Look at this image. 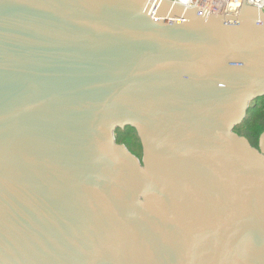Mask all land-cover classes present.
I'll list each match as a JSON object with an SVG mask.
<instances>
[{"label": "water", "instance_id": "obj_1", "mask_svg": "<svg viewBox=\"0 0 264 264\" xmlns=\"http://www.w3.org/2000/svg\"><path fill=\"white\" fill-rule=\"evenodd\" d=\"M245 1L0 0V264H264V132H236L264 98Z\"/></svg>", "mask_w": 264, "mask_h": 264}, {"label": "built area", "instance_id": "obj_2", "mask_svg": "<svg viewBox=\"0 0 264 264\" xmlns=\"http://www.w3.org/2000/svg\"><path fill=\"white\" fill-rule=\"evenodd\" d=\"M185 9L202 10L204 15L238 16L244 0H163ZM244 6L257 8L264 12V0H246ZM205 11V12H204Z\"/></svg>", "mask_w": 264, "mask_h": 264}, {"label": "trees", "instance_id": "obj_3", "mask_svg": "<svg viewBox=\"0 0 264 264\" xmlns=\"http://www.w3.org/2000/svg\"><path fill=\"white\" fill-rule=\"evenodd\" d=\"M131 131L135 133V136L133 138L130 137V145H126L117 138L118 142L125 144L132 153L141 157L142 146L140 140L136 132L134 130ZM236 132L246 137L255 148H258L260 136L264 132V98H260L252 103L246 120L241 126L237 127Z\"/></svg>", "mask_w": 264, "mask_h": 264}, {"label": "rangeland", "instance_id": "obj_4", "mask_svg": "<svg viewBox=\"0 0 264 264\" xmlns=\"http://www.w3.org/2000/svg\"><path fill=\"white\" fill-rule=\"evenodd\" d=\"M117 138L126 145H130V139L135 136V133L129 129L120 130L116 133ZM131 137V138H130Z\"/></svg>", "mask_w": 264, "mask_h": 264}, {"label": "flooded vegetation", "instance_id": "obj_5", "mask_svg": "<svg viewBox=\"0 0 264 264\" xmlns=\"http://www.w3.org/2000/svg\"><path fill=\"white\" fill-rule=\"evenodd\" d=\"M139 158L142 159V156L141 157L139 156Z\"/></svg>", "mask_w": 264, "mask_h": 264}]
</instances>
